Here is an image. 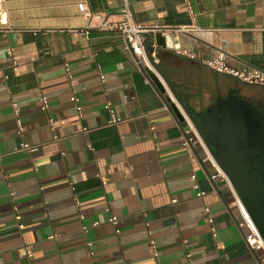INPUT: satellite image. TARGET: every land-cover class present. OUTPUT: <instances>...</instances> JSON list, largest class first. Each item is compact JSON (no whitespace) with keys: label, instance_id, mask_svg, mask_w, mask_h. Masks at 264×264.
<instances>
[{"label":"crops","instance_id":"1","mask_svg":"<svg viewBox=\"0 0 264 264\" xmlns=\"http://www.w3.org/2000/svg\"><path fill=\"white\" fill-rule=\"evenodd\" d=\"M125 5L157 45L177 109L188 105L201 124L232 89L264 109L263 86L201 61L221 50L232 67L264 71V0H0V264H264L232 192L209 176L202 147L185 145L187 126L124 49L115 26ZM159 31L198 58L158 45ZM107 101L122 122L107 125ZM22 141L35 148L15 150Z\"/></svg>","mask_w":264,"mask_h":264},{"label":"water","instance_id":"2","mask_svg":"<svg viewBox=\"0 0 264 264\" xmlns=\"http://www.w3.org/2000/svg\"><path fill=\"white\" fill-rule=\"evenodd\" d=\"M166 40H169V47L173 48L172 33L166 39L161 31L155 35V42L160 46L165 45ZM144 45L148 47V42H144ZM140 67L165 104L183 121L164 86L149 70L142 65ZM171 87L173 88L172 85ZM172 92L178 99L174 88ZM182 104L264 239V112L251 100L241 97L236 89L230 90L226 97L220 96L210 117L201 124L190 107ZM208 174L211 177L209 172ZM214 185L217 187L216 183Z\"/></svg>","mask_w":264,"mask_h":264},{"label":"built area","instance_id":"3","mask_svg":"<svg viewBox=\"0 0 264 264\" xmlns=\"http://www.w3.org/2000/svg\"><path fill=\"white\" fill-rule=\"evenodd\" d=\"M77 5H78L79 11L83 15L90 17L91 19L95 16L89 10V8L86 6V4L84 2H79ZM122 13L124 14V18L115 26V28L119 31L121 36L124 38V41H125L124 49L127 52L134 54V56L136 57V62L138 65H142L144 68L149 70L151 73L155 74L156 76L159 75L163 79L162 74L157 67L159 62H160V59H159L158 54H157V45L152 44L150 48L145 47L144 39L142 36L143 31H145V27H143L139 24H136L133 21L128 5H125L123 7ZM96 17L100 19V15H96ZM5 23H6V12L0 11V25L5 24ZM105 25L106 24H105L104 20L102 19L101 27H104ZM184 29L188 30L187 28H184ZM173 50L178 54L185 55V56L192 58V59L198 58L197 54L193 50L182 48L179 43H175L173 45ZM8 53L11 54V51L9 50ZM201 61L206 66L213 69L214 71L221 73V74H226V75L232 76L233 78L237 79L238 81H240L242 83L249 84V85H258V86L264 87V71H262L258 68H255V67H246V66L242 67V68L232 67L228 64L227 54L224 51H221V50L218 51L212 59H201ZM19 64L20 63L18 61L14 60V62H13L14 68H17L19 66ZM66 71H67V75L69 77H71L72 72H71L70 68L66 67ZM100 78H101L102 82H105L104 75H101ZM163 82H164V86H165L164 88L172 100V96L169 93L170 88L168 87V85L164 79H163ZM71 100L75 103V106H76V109L79 113V116L82 117L83 112H82V107L79 104L78 96L76 94H73L71 96ZM41 101H42V108L44 110H46L48 107V101H47L46 96L41 95ZM179 106L180 107L178 108V110L183 117V122H184L185 126H187V129L185 131V135H186L185 145L190 146L191 144H198L202 147V149L206 155V158L209 160V162L211 163L212 168H213V173L211 174V178L213 180L221 179L228 186V188L230 189V191L233 194L234 204H235V206L239 212V215L241 217L239 225L242 228H244V230H245V238H246L247 244L255 250L261 249L264 252V239H263L259 229L255 225L252 217L250 216L249 212L247 211L246 207L244 206L243 202L241 201L240 197L238 196V194H237L235 188L233 187L231 181L229 180L228 176L225 174V172L220 168V166L215 161L214 157L212 156V154L209 150V147H208L205 139L203 138L200 130L196 127L191 116L187 113V111L183 107V105L179 104ZM104 107L109 112V115H110V117L107 121V125H113V124H117V123H120L123 121V118H121L116 113V111H115V109L112 106L110 101H107L105 103ZM14 108H15V112L17 114L18 110L16 108V104H14ZM17 121H18L19 131H21L22 130L21 122L19 119ZM83 130L87 131L89 129L83 128ZM34 148H35V145L22 141L15 148V150H28V151H30ZM89 149H92V147L89 146ZM2 155L3 154L0 151V157ZM191 179L195 180L196 175L192 174ZM194 188L197 190V196H204L206 194L205 191L200 190L199 185L196 182L194 184ZM204 216H205V220L210 224L211 232H212L213 236H216L217 231H216V228L214 226V219L211 216L210 208L208 206L204 207ZM16 218L18 220L21 219L20 215H17ZM109 220L113 223H117L118 218H117V216L112 215L109 218ZM98 224L99 223L96 221V222H93L92 225L97 226ZM19 227L23 228L24 225L22 223H19ZM83 229L87 230L88 226L84 225ZM151 248L153 249V252H155L153 241H151ZM26 249H27L28 255L32 256L31 249H28V248H26Z\"/></svg>","mask_w":264,"mask_h":264},{"label":"bare ground","instance_id":"4","mask_svg":"<svg viewBox=\"0 0 264 264\" xmlns=\"http://www.w3.org/2000/svg\"><path fill=\"white\" fill-rule=\"evenodd\" d=\"M151 74H153V73H151ZM155 77H156V79L160 82V83H162V85L164 86V82H163V79L161 78V76H159L158 74V76H156L155 74H153ZM154 77V78H155ZM165 87V86H164Z\"/></svg>","mask_w":264,"mask_h":264},{"label":"flooded vegetation","instance_id":"5","mask_svg":"<svg viewBox=\"0 0 264 264\" xmlns=\"http://www.w3.org/2000/svg\"><path fill=\"white\" fill-rule=\"evenodd\" d=\"M242 97V96H241ZM244 98V97H243ZM246 99V98H245ZM257 106H258V108L260 109V110H262L263 112H264V109H263V106H261V105H258V104H256Z\"/></svg>","mask_w":264,"mask_h":264}]
</instances>
